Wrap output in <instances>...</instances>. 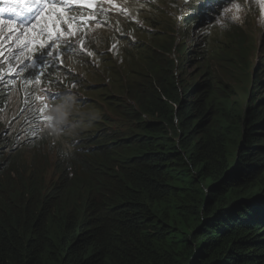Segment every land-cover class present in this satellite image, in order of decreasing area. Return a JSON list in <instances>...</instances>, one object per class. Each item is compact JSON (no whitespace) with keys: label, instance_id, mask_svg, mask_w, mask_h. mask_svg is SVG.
Listing matches in <instances>:
<instances>
[{"label":"trees","instance_id":"obj_1","mask_svg":"<svg viewBox=\"0 0 264 264\" xmlns=\"http://www.w3.org/2000/svg\"><path fill=\"white\" fill-rule=\"evenodd\" d=\"M181 47L122 90L135 131L0 172V264H264L263 85L189 82Z\"/></svg>","mask_w":264,"mask_h":264},{"label":"rangeland","instance_id":"obj_2","mask_svg":"<svg viewBox=\"0 0 264 264\" xmlns=\"http://www.w3.org/2000/svg\"><path fill=\"white\" fill-rule=\"evenodd\" d=\"M18 1L20 5L25 3V0ZM74 1L90 5L91 0ZM230 3L228 8L224 6L220 10L222 15L218 20L202 25L192 15V3L183 0H133L131 6H125L126 17L112 19L106 28L88 32L85 45L92 58L81 57L78 62L72 59L66 61L70 73L82 79L79 86L81 89L65 97L71 102L68 105L71 113L66 120L68 128L61 131L47 130L49 133L53 131V134L45 141L49 145L40 150L4 152L2 158H9L10 162L8 167L2 166L0 172H6L13 166L19 169L28 167L35 158L40 159L35 154L45 152L46 156L41 159V163L47 166V177L50 178L58 147L69 152L72 150V142L81 138L94 139L93 142L86 141L85 146L89 147L95 142H106L116 134L135 131L137 127L124 115L129 101L122 90H126L129 83L137 78L135 72H142L145 67H149L147 62L150 58L164 66L167 60L177 59V50V53L172 54L159 50L160 46L169 49L173 40L185 52L182 60L189 82L210 80L234 87L238 93H243L245 89L250 93L256 90L254 82L260 79L263 86L255 95L263 97L264 0H230ZM8 19L16 24L9 23L2 30L4 34L10 30L13 32L7 35L6 42L12 41V35L22 29L19 27L21 20L12 17ZM24 19H31L30 14H26ZM99 19L104 17L99 15ZM48 21L47 14H42L25 27L28 32L33 23L39 24L36 35L30 34L32 41H27L26 33L7 47L16 44L17 48L20 45L21 57H24L26 51L32 52L33 45L42 37L39 28L46 23L50 24ZM24 42L31 44V50L23 49ZM244 44L245 50L240 47ZM23 93L21 88L13 92L8 110L0 117L6 133L18 135L19 139L24 138L23 131L26 128ZM59 124L63 128L65 121Z\"/></svg>","mask_w":264,"mask_h":264},{"label":"clouds","instance_id":"obj_3","mask_svg":"<svg viewBox=\"0 0 264 264\" xmlns=\"http://www.w3.org/2000/svg\"><path fill=\"white\" fill-rule=\"evenodd\" d=\"M152 1V0H151ZM155 0H153L154 2ZM186 3L194 4V13L198 19L200 24L203 23L202 18L205 16L207 10H210L209 20L211 22L203 23L211 24L214 21L218 20L221 17L220 10L224 8H228L230 0L223 1V0H198V3H195V0H183ZM133 0H91L90 5H85L84 10L81 11L80 7H76L75 10H66V11H59L58 13H51L47 15L48 20H56L58 25L53 26V23H46L45 26H41L39 28V34L42 36L38 43H35L33 46V51L30 52L32 60L30 62H34L37 64V67L26 69L23 72H20L15 79L10 80L9 84L5 86L3 91L6 95V99L0 104V117L8 110L13 92L19 88H21L24 93L22 95V106L23 110H26V128L23 131L24 138L19 139L18 135H13L6 133V129L3 127V124L0 122V139L4 142L7 141L10 146L12 147L13 152H26V151H37L40 150L44 146H48L49 144H45V141L49 139L50 135L53 134L46 132L47 130L54 129L57 131H61L64 128H68L69 123H66V120L69 118V111L68 105L71 103L70 99H66L65 97L73 93V91H79L81 88L79 87L82 79L79 76H74L71 74L70 68L66 65V61L68 59L74 60V62H78L79 58H92L90 52L86 49V34L90 31L104 29L109 25V21L116 18H124L127 16V12L125 11V6H131ZM219 5V6H216ZM215 6V9L214 7ZM216 7H220L216 11ZM225 8V10H226ZM224 10V11H225ZM147 12V10H146ZM220 13V14H219ZM219 14V15H218ZM99 15H102L104 19L100 20ZM80 16H83L80 18ZM59 17V18H58ZM11 17L7 16H0V30L5 29L6 25L9 24V19ZM202 20V22H200ZM63 21V23H61ZM140 23H142L140 21ZM129 25V24H126ZM125 26V25H124ZM177 26V24H176ZM39 24L33 23L32 28L27 32V41H32V35H36L38 30ZM25 28V27H24ZM43 29V31H41ZM13 33L12 30L7 31V34L0 35V42H6V37L8 34ZM49 33L51 35H49ZM30 34H32L30 36ZM59 35V40L56 37ZM21 33L16 32L12 35V41H7L6 46H10V43L15 42L17 37H20ZM121 37V36H120ZM128 38V37H127ZM133 38V37H132ZM67 40L71 44L75 45V49L73 50L75 54L68 55L67 57L61 55L59 61L55 65L49 64L48 57L44 56L42 53L47 51V49H40L39 44L41 42H47L51 47L53 52L64 49L66 47L64 41ZM54 42V43H53ZM4 46H1V48ZM165 46H160L159 50H166L163 49ZM167 48V47H166ZM176 50V49H175ZM11 56L9 57V55ZM10 54H6V58L0 60V64L3 67H0V77H10L14 73L16 75L17 66L15 63L18 60H24V57H21L17 48L12 50ZM15 54V55H14ZM10 62L9 64H6ZM38 62L41 63L43 69L46 68L45 64H49L50 71L43 72L41 76L37 75V68ZM5 63V64H3ZM4 68H8V70H3ZM11 68V71L9 70ZM30 72H35L36 77L32 78L29 76L28 80H25L24 77L28 75ZM49 72V73H48ZM47 73L48 75H45ZM38 80V85L35 82ZM44 86V87H43ZM125 90V89H123ZM56 93V94H63L60 96L59 99L55 101H47L46 93ZM123 92V91H122ZM126 96V95H125ZM40 98V99H38ZM74 100V99H71ZM128 100V98H127ZM44 101H47V108H43L41 112L42 116H45L46 123L39 131L38 135L32 136L30 134L31 131V124L30 119L33 116V105H37L43 107ZM129 101V100H128ZM129 104L131 102L129 101ZM144 119H148L147 116H144ZM60 121H65V126L62 128L59 124ZM46 132V133H45ZM66 135V133H65ZM85 139L81 138L78 141L72 142V150L67 152L62 147L59 148V152L56 153V159L58 154L61 151L65 153H74L78 152L82 146H85L86 141ZM40 158L46 156L45 152H38L37 154ZM55 159V160H56ZM37 158L34 159V161Z\"/></svg>","mask_w":264,"mask_h":264},{"label":"snow or ice","instance_id":"obj_4","mask_svg":"<svg viewBox=\"0 0 264 264\" xmlns=\"http://www.w3.org/2000/svg\"><path fill=\"white\" fill-rule=\"evenodd\" d=\"M63 0H28V6L27 7H13V8H8V9H0V11H7V12H11L16 16H20V17H24L25 14H30L31 19H24L21 20L19 22V27L20 28H24L29 26L35 19L39 18L41 13L44 11V9L47 7L48 4H59L62 3ZM190 2V0H189ZM59 18V17H58ZM10 24L15 25L16 22L15 21H9ZM53 26L55 27L56 25V21H52ZM61 23H63V21H61ZM41 31H43V29H41ZM2 30H0V35H2ZM11 35V32H10ZM49 35H51L49 33ZM59 35L56 37L57 40H59ZM54 43V42H53ZM66 47L64 49L58 50L53 52L51 50V47L49 46V44L47 42H41L39 44V48L40 49H47V51L43 52L42 54L46 57H48L49 59V64L51 65H55L58 63L61 55L67 57L68 55H72L75 54L74 53V49H75V45L71 44L69 41L65 40L64 41ZM29 47L28 43H25L23 45V49H27ZM15 55V54H14ZM32 60L31 55L27 56L24 60H21L20 62V66L16 72V76H18L20 74V72H23L25 69H29V68H35L36 64L35 63H29V61ZM49 64H45V67H48ZM0 67H3L2 64H0ZM11 71V68L9 69ZM45 75H48L47 73H45ZM29 76L32 78L36 77V73L35 72H30L28 75H26L24 77L25 80L29 79ZM15 79V77H0V90H3L5 88L6 85L9 84L10 80ZM63 95L61 94H56V93H51L48 92L46 93L47 96V101H55L57 99L60 98V96ZM40 99V98H38ZM47 101L42 102L43 103V107L37 106V105H33V116L30 119V124H31V131L30 134L32 136L38 135L39 131L42 129V127L44 126V124L46 123L45 120V116L41 115V112L43 111V108H47Z\"/></svg>","mask_w":264,"mask_h":264},{"label":"bare ground","instance_id":"obj_5","mask_svg":"<svg viewBox=\"0 0 264 264\" xmlns=\"http://www.w3.org/2000/svg\"><path fill=\"white\" fill-rule=\"evenodd\" d=\"M223 1H228V0H223ZM216 6H219V5H216ZM214 7V9H215V6H213ZM217 9H216V11L220 8V7H216ZM210 10L208 9L207 10V12H206V14H205V16L202 18V20H203V23H206L208 20H209V14H210V12H209ZM208 16V17H207ZM202 20L200 21V22H202ZM202 23V24H203Z\"/></svg>","mask_w":264,"mask_h":264}]
</instances>
